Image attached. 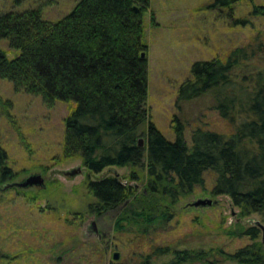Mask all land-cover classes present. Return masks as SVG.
Masks as SVG:
<instances>
[{
  "label": "trees",
  "instance_id": "trees-1",
  "mask_svg": "<svg viewBox=\"0 0 264 264\" xmlns=\"http://www.w3.org/2000/svg\"><path fill=\"white\" fill-rule=\"evenodd\" d=\"M13 1V8L0 12V39L8 44L7 49L0 46V78L10 80L17 93L40 96L49 107L57 101L77 103L66 117L58 160L80 158L95 173L110 166H130L131 178L144 180L138 190L116 175L88 177L83 184L94 198L87 205L89 214L102 217L121 208L114 223L117 233L150 234L176 216V205L183 198L197 187L207 188L206 173L213 175L210 192L230 196L240 216L264 214V69L233 74L257 56L263 41L257 37V47L249 43L224 56L194 61L191 78L178 92L180 110L183 103L210 94L233 131L196 127L189 143L187 124L179 115L174 117L175 138L171 139L147 108L148 56L141 57V52L149 50L144 15L153 7L152 0H76L58 19H49L44 12L46 4L54 1H34L20 9L25 0ZM240 1L216 0L215 4L234 9ZM248 1L252 13L264 14V3ZM14 50L16 55L10 57ZM12 104L0 93V114L15 123ZM18 131L30 151V143ZM140 137L145 138L144 146L139 145ZM17 176L0 141V196L14 191L15 198L37 203L43 187L39 193L31 188H4ZM69 214L81 218L83 211ZM219 228L228 236H247L251 241L234 251L222 246L199 250L155 246L143 264L165 254L174 255L170 264H264V242L259 240L257 225ZM7 256L2 262L10 261Z\"/></svg>",
  "mask_w": 264,
  "mask_h": 264
},
{
  "label": "rangeland",
  "instance_id": "rangeland-1",
  "mask_svg": "<svg viewBox=\"0 0 264 264\" xmlns=\"http://www.w3.org/2000/svg\"><path fill=\"white\" fill-rule=\"evenodd\" d=\"M34 1L41 0H25L17 8L27 7ZM48 1L55 2L44 8L49 19L61 18L76 2ZM254 1L264 3V0ZM215 3L216 0H152L153 7L144 15L145 40L149 45L147 108L157 126L171 139L175 138L176 114L187 124L185 137L189 143L196 127L231 134L233 127L220 116L210 94L183 103L180 110L181 102H177L180 86L191 78L194 61L224 56L237 46L249 43L257 47L254 42L257 37L264 44V14L252 13V4L248 0L240 1L234 9ZM13 4V0H0V12L13 8ZM153 8L156 12L154 22ZM239 19L247 22L242 23ZM0 46L7 49V40L0 39ZM15 55V50L9 52L10 57ZM260 68L264 69V48L233 74ZM0 93L13 103L15 123L0 114V141L9 154V166L18 173L15 180L32 172H42L46 178V186L35 204L15 198L14 191L0 196V264L4 255H8L6 259L10 261L2 264H143L153 247L167 245L177 250L222 246L227 251H234L251 239L228 236L220 231L221 225L237 228V223H241L248 227L255 220L264 224V214L242 217L240 208L231 203L230 196L213 195L210 192L213 175L206 173L207 188L197 187L189 197L183 198L176 205V216L166 226L146 235L117 233L114 223L121 208L102 217L89 214L87 205L94 198L87 195L85 179L117 173L127 183L136 184L138 190L144 180L132 179L133 168L130 166H110L95 173L85 167L80 158L58 160L65 120L77 106L75 101H57L49 107L40 96L17 93L13 83L3 78H0ZM19 129L30 143V151L21 142ZM78 166L83 169L81 173L75 176L64 173ZM31 189L35 193L40 191L37 186ZM205 197L213 198L215 203L204 207L190 205L193 200ZM78 211H83L81 218L69 214ZM93 220L100 236L90 228ZM262 239L260 230L259 240ZM115 251L119 252L118 259H114ZM174 258L173 254L153 256L147 264H170Z\"/></svg>",
  "mask_w": 264,
  "mask_h": 264
},
{
  "label": "water",
  "instance_id": "water-1",
  "mask_svg": "<svg viewBox=\"0 0 264 264\" xmlns=\"http://www.w3.org/2000/svg\"><path fill=\"white\" fill-rule=\"evenodd\" d=\"M141 57L146 58L147 57V51H145V50L142 51ZM144 143H145V138L140 137L139 138V145L144 146ZM82 170H83L82 167L78 166V167L72 168L70 170L64 171V173L68 176H75V175L81 173ZM115 175L119 176L117 173ZM124 183H127V181L124 180ZM33 186H37V187H45L46 186V178L42 172H32L20 180H14V181L8 182L4 185V188H9V187L31 188ZM214 203H215V200L213 198L205 197V198H198V199L193 200L192 202H190V205L196 206V207H204V206H212ZM231 203H232V201H231ZM254 225H257L262 230V233H263V239L262 240L264 242V224L259 220H255ZM90 228L93 229L94 232L97 233L98 236H100V233L98 232V229L96 227V221L93 220L91 222ZM118 258H119V252L115 251L114 259H118Z\"/></svg>",
  "mask_w": 264,
  "mask_h": 264
}]
</instances>
